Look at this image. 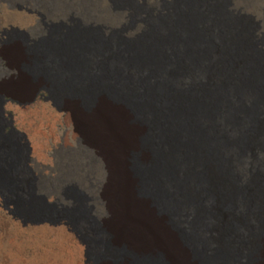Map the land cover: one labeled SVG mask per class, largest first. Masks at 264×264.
Instances as JSON below:
<instances>
[{
  "label": "bare ground",
  "instance_id": "6f19581e",
  "mask_svg": "<svg viewBox=\"0 0 264 264\" xmlns=\"http://www.w3.org/2000/svg\"><path fill=\"white\" fill-rule=\"evenodd\" d=\"M152 1L108 3L132 37L124 44L68 33L71 51L52 48L46 61L69 93L59 110L73 115L81 85L97 91L85 142L103 162L99 198L129 254L114 264H264V0L249 25L231 0Z\"/></svg>",
  "mask_w": 264,
  "mask_h": 264
},
{
  "label": "rangeland",
  "instance_id": "374dc122",
  "mask_svg": "<svg viewBox=\"0 0 264 264\" xmlns=\"http://www.w3.org/2000/svg\"><path fill=\"white\" fill-rule=\"evenodd\" d=\"M110 1L0 0V97L10 122L3 131L9 173L0 178V264H114L129 255L99 198L103 162L86 145L97 91L81 85L73 115L59 110L69 93L54 82L46 62L52 48L60 55L71 51L63 42L68 33L86 32L93 45L105 38L112 47L131 39L118 31L123 23L109 10ZM144 1L135 7L156 5ZM231 2L241 23L261 20L259 0ZM82 61L87 64L83 55ZM29 217L60 222L24 221Z\"/></svg>",
  "mask_w": 264,
  "mask_h": 264
},
{
  "label": "trees",
  "instance_id": "16d2710c",
  "mask_svg": "<svg viewBox=\"0 0 264 264\" xmlns=\"http://www.w3.org/2000/svg\"><path fill=\"white\" fill-rule=\"evenodd\" d=\"M39 93H40V94H42V92H41V91H40Z\"/></svg>",
  "mask_w": 264,
  "mask_h": 264
}]
</instances>
